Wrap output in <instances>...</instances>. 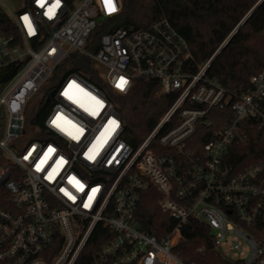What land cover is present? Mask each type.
<instances>
[{
  "label": "built area",
  "instance_id": "obj_1",
  "mask_svg": "<svg viewBox=\"0 0 264 264\" xmlns=\"http://www.w3.org/2000/svg\"><path fill=\"white\" fill-rule=\"evenodd\" d=\"M113 5L0 0V151L8 161L0 166L8 192L0 264H77L94 238L97 264H192L175 253L190 221L209 226L225 259L264 264V159L235 158L253 138L264 147V70L233 93L208 77L233 32L195 70L168 19L116 28L123 2ZM72 54L92 61L117 95L142 79L156 82L157 97L173 98L138 145L127 141L112 99L80 73L49 91L41 126L28 121V103ZM30 129L35 139L20 145ZM12 168L19 174L10 180ZM150 192L174 222L162 238L137 217Z\"/></svg>",
  "mask_w": 264,
  "mask_h": 264
},
{
  "label": "trees",
  "instance_id": "obj_2",
  "mask_svg": "<svg viewBox=\"0 0 264 264\" xmlns=\"http://www.w3.org/2000/svg\"><path fill=\"white\" fill-rule=\"evenodd\" d=\"M122 2V11L114 19L116 28L145 30L162 18L168 19L187 41L193 55L190 66L195 70L214 54L241 21L250 14L212 63L208 77L217 80L229 91L238 93L249 86L253 75L264 70V2L253 12L251 11L258 0H122ZM103 32L99 31L97 37ZM66 64L72 65L68 74L80 73L112 99L124 121L127 141L132 145L136 146L146 138L173 101L170 96L157 97L156 82L142 79L136 80L129 94L117 95L101 79L92 61L78 54H72L70 59L57 69L56 76L60 75ZM48 107L47 103L34 117L32 125L41 126ZM235 158L264 159V147L260 144V139L253 138L250 144L241 147ZM7 163V159L0 151V166ZM18 174L19 171L12 168L9 179H15ZM7 196L8 192L0 185V207L8 208ZM158 199L159 197L151 192L145 194L137 217L142 230L162 238L170 233L174 222L159 210ZM182 237L175 253L188 263L243 264L231 262L209 247L211 234L206 223L190 221L182 228ZM99 244L94 238L77 264H97L96 253Z\"/></svg>",
  "mask_w": 264,
  "mask_h": 264
},
{
  "label": "rangeland",
  "instance_id": "obj_3",
  "mask_svg": "<svg viewBox=\"0 0 264 264\" xmlns=\"http://www.w3.org/2000/svg\"><path fill=\"white\" fill-rule=\"evenodd\" d=\"M71 67H72L71 64H66L64 66V69L60 72V75L57 74L58 76L56 77V79L50 80L49 85L45 86L37 95H35L30 100V102L28 103L27 111H26V115L28 119H33L44 109V107L47 104L46 99H47V95L49 91H52L58 87L61 80L65 78L68 75V73L71 71ZM34 139H35V135L30 129V132L28 133L26 137L22 139L20 145L25 146L29 141L34 140Z\"/></svg>",
  "mask_w": 264,
  "mask_h": 264
},
{
  "label": "snow or ice",
  "instance_id": "obj_4",
  "mask_svg": "<svg viewBox=\"0 0 264 264\" xmlns=\"http://www.w3.org/2000/svg\"><path fill=\"white\" fill-rule=\"evenodd\" d=\"M58 3H59V0H57V4H58ZM105 4H106V6H108V7L110 8V11H115V10H116V9H115V6L113 5V0H105ZM41 6H43L42 3H41ZM55 7H56V5H53V8H50L49 11L52 12V11L54 10ZM22 19H23L25 22L28 23V26H29V28H30V22L28 21V17H27V16H24ZM116 86H117L118 88H122V87H123L122 84H117Z\"/></svg>",
  "mask_w": 264,
  "mask_h": 264
},
{
  "label": "water",
  "instance_id": "obj_5",
  "mask_svg": "<svg viewBox=\"0 0 264 264\" xmlns=\"http://www.w3.org/2000/svg\"><path fill=\"white\" fill-rule=\"evenodd\" d=\"M257 7H258V5H256L255 8H257ZM255 8L253 9V11L255 10ZM253 11H252V12H253ZM247 18H248V17L245 18V20L242 22V24L247 20ZM239 27H240V26H239ZM239 27H238V28H239ZM238 28H237L236 30L233 31V33H232L231 36H233V34L238 30ZM209 247H210L211 249H213V243H212L211 241L209 242Z\"/></svg>",
  "mask_w": 264,
  "mask_h": 264
}]
</instances>
